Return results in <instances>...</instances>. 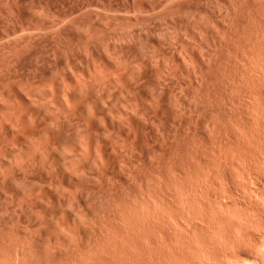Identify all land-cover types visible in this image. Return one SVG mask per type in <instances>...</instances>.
I'll return each instance as SVG.
<instances>
[{
    "label": "rangeland",
    "instance_id": "rangeland-1",
    "mask_svg": "<svg viewBox=\"0 0 264 264\" xmlns=\"http://www.w3.org/2000/svg\"><path fill=\"white\" fill-rule=\"evenodd\" d=\"M157 1L140 0L146 7ZM174 2L168 14H148L152 37L162 32L165 45L155 36L147 39V47H164L163 60L174 69L180 58L175 55L186 51L179 44L193 43L192 138L148 142L146 156L116 160L111 175L101 176L99 188L79 196L72 191H0V264H262L264 0ZM102 3L117 9L125 5L123 0H17V7L60 12ZM174 71L183 72L180 66ZM180 78L183 91L176 86L170 91L187 107L191 93L183 86L185 75Z\"/></svg>",
    "mask_w": 264,
    "mask_h": 264
},
{
    "label": "bare ground",
    "instance_id": "bare-ground-1",
    "mask_svg": "<svg viewBox=\"0 0 264 264\" xmlns=\"http://www.w3.org/2000/svg\"><path fill=\"white\" fill-rule=\"evenodd\" d=\"M123 2V9L102 3L60 12L42 6L30 12L19 9L17 0H0V191H72L79 196L99 188L103 175L114 171L116 160L143 158L148 142L192 136L196 120L191 109L196 75L193 43L189 39L181 46L179 42V50L186 49L185 57L175 55H180L174 68L180 66L179 75L163 60L164 47H147L153 36L148 14H168L174 0H158L150 7L140 0ZM161 33L154 37L165 45ZM183 75V86L191 93L187 107L179 103L176 91H170L175 86L182 90Z\"/></svg>",
    "mask_w": 264,
    "mask_h": 264
}]
</instances>
